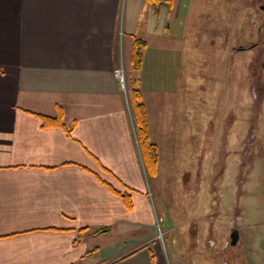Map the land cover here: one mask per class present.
<instances>
[{"label": "crops", "instance_id": "0c3cea01", "mask_svg": "<svg viewBox=\"0 0 264 264\" xmlns=\"http://www.w3.org/2000/svg\"><path fill=\"white\" fill-rule=\"evenodd\" d=\"M175 2L0 0V264H191L157 238L148 197L159 170L148 95L161 90L163 111L198 107V95L182 91L195 85L200 41L184 30L194 16ZM135 37L146 41L138 71ZM120 58L158 148L154 175L113 75ZM59 113L65 128L43 125L41 116Z\"/></svg>", "mask_w": 264, "mask_h": 264}, {"label": "rangeland", "instance_id": "374dc122", "mask_svg": "<svg viewBox=\"0 0 264 264\" xmlns=\"http://www.w3.org/2000/svg\"><path fill=\"white\" fill-rule=\"evenodd\" d=\"M261 4L264 0H176L187 20L194 16L185 33L196 36L194 44L200 41L190 56L194 70L188 75L195 85L182 91L185 98L198 95V107L185 102L179 113L177 103L176 114L172 104L165 111L159 107L161 90L147 98L155 105L151 117L159 142L158 176L149 177L148 193L156 235L168 253L179 247L191 264H264V90L256 87L264 55ZM124 64L133 116L125 59ZM168 78L176 77L169 72ZM191 108L193 114L186 115ZM198 214L207 219L196 221ZM233 223L243 241L226 247Z\"/></svg>", "mask_w": 264, "mask_h": 264}, {"label": "trees", "instance_id": "16d2710c", "mask_svg": "<svg viewBox=\"0 0 264 264\" xmlns=\"http://www.w3.org/2000/svg\"><path fill=\"white\" fill-rule=\"evenodd\" d=\"M153 7L158 8L163 5L171 6L173 0H147ZM146 47V41L142 38L135 37L133 42V48L130 58V68L132 71H138L142 62L143 50ZM129 99V97H128ZM130 100L132 104L133 112V123L136 130V137L139 146L142 151V155L145 158L146 163L149 166L150 174L154 175L157 168L158 162V148L157 145L150 140L149 137V127H148V116L146 112L145 105L142 101L141 91L135 85V83L130 86ZM43 125H52L65 128L62 121L61 113L57 114L55 117L41 116ZM67 130V129H66ZM68 132V130H67ZM126 206L131 207V200L126 195H121Z\"/></svg>", "mask_w": 264, "mask_h": 264}, {"label": "flooded vegetation", "instance_id": "af4514ba", "mask_svg": "<svg viewBox=\"0 0 264 264\" xmlns=\"http://www.w3.org/2000/svg\"><path fill=\"white\" fill-rule=\"evenodd\" d=\"M262 6H264L263 4L259 5V8L263 9ZM264 36V35H263ZM260 51L262 52V55L264 53V39L262 40L261 44H260ZM260 69H259V72H258V75H257V81H256V87L257 88H263L262 90H264V82L260 81L261 79V76L264 75V55L262 57V60L260 61ZM264 93V92H263ZM210 125H211V122H210ZM247 149V148H246ZM245 149V150H246ZM236 230V236H237V241L235 244H230V234L233 232V230ZM212 231L211 229L209 230V234L208 236H212ZM243 241V234H242V231H240V229L238 227L235 226V224H231L230 227H229V230H228V235H227V238H226V241H225V246H237V245H241V242ZM208 242H210L209 238H208Z\"/></svg>", "mask_w": 264, "mask_h": 264}, {"label": "built area", "instance_id": "2783aa9c", "mask_svg": "<svg viewBox=\"0 0 264 264\" xmlns=\"http://www.w3.org/2000/svg\"><path fill=\"white\" fill-rule=\"evenodd\" d=\"M113 75L119 81L121 88L125 92V73H124V63L122 58H120L118 65L113 70ZM161 236V234L159 235Z\"/></svg>", "mask_w": 264, "mask_h": 264}, {"label": "water", "instance_id": "95a60500", "mask_svg": "<svg viewBox=\"0 0 264 264\" xmlns=\"http://www.w3.org/2000/svg\"><path fill=\"white\" fill-rule=\"evenodd\" d=\"M264 9V6H262ZM236 230L234 229L233 232L230 234V244H235L237 241V236H236Z\"/></svg>", "mask_w": 264, "mask_h": 264}]
</instances>
